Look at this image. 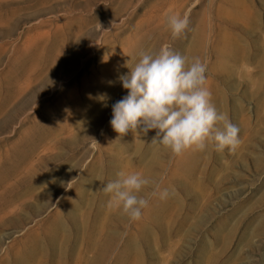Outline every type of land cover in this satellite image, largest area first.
<instances>
[{
    "label": "rangeland",
    "instance_id": "obj_1",
    "mask_svg": "<svg viewBox=\"0 0 264 264\" xmlns=\"http://www.w3.org/2000/svg\"><path fill=\"white\" fill-rule=\"evenodd\" d=\"M165 45L206 61L234 152L113 130L124 65ZM121 170L170 194L130 222L102 190ZM0 264H264V0H0Z\"/></svg>",
    "mask_w": 264,
    "mask_h": 264
},
{
    "label": "clouds",
    "instance_id": "obj_2",
    "mask_svg": "<svg viewBox=\"0 0 264 264\" xmlns=\"http://www.w3.org/2000/svg\"><path fill=\"white\" fill-rule=\"evenodd\" d=\"M167 26L173 37L180 36L189 26L187 14L169 15ZM128 63L124 65L128 71L118 77L127 95L112 104L110 120L119 137L130 131L148 134L155 130L152 143L177 156L192 149L205 150L209 144L219 152H234L239 147V126L211 101L206 61L190 59L165 45L158 52H142L132 67ZM97 99L108 106L106 93ZM162 180V176L157 180L142 171L121 170L102 190L110 194L109 208L122 211L134 222L141 219L151 197L163 199L170 194L161 188ZM149 187L151 191L144 194Z\"/></svg>",
    "mask_w": 264,
    "mask_h": 264
},
{
    "label": "bare ground",
    "instance_id": "obj_3",
    "mask_svg": "<svg viewBox=\"0 0 264 264\" xmlns=\"http://www.w3.org/2000/svg\"><path fill=\"white\" fill-rule=\"evenodd\" d=\"M188 154H189V152H188ZM186 159H188V157H187ZM189 160H191V159H188V161H189ZM187 163H188V162H187ZM190 164H191V163H190Z\"/></svg>",
    "mask_w": 264,
    "mask_h": 264
}]
</instances>
